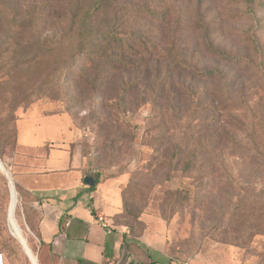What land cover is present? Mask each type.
Returning <instances> with one entry per match:
<instances>
[{"label":"rangeland","instance_id":"1","mask_svg":"<svg viewBox=\"0 0 264 264\" xmlns=\"http://www.w3.org/2000/svg\"><path fill=\"white\" fill-rule=\"evenodd\" d=\"M79 2L70 0V8ZM111 16L116 32L143 37L147 50L138 48L143 56L133 57L139 67L107 65L102 82L91 85L95 65L81 57L70 66L67 84L65 78L57 77L52 55L34 57L36 47L13 51L0 69V122L9 117V109L1 103L16 96L13 90L33 92L28 106L14 110L16 120L31 112L58 113L42 120H53L52 127L64 130L71 118L81 135L82 153L89 159L85 173L99 174L100 182L115 190L120 210L113 214V222L132 237L149 229L163 234L166 251L176 262L200 258L219 264H264V208L257 209L254 217L247 215L245 193L238 192L239 185L229 184L241 168L226 156L227 148L233 145L232 139L242 146L251 143L247 117L240 114L246 128L228 127L223 123L227 116L219 122V95L211 93L216 85L185 70L222 68L241 86V98H253L259 82L218 62L207 46L251 55L246 36L257 26V19L264 22V9L248 7L243 0H115L94 26L104 31ZM49 30L53 28L47 27L44 34ZM256 32L264 41V26ZM19 37L21 45L26 39L36 43L33 35ZM5 38L0 31V44ZM158 78L163 80L162 93H156ZM4 81L9 84L5 86ZM14 121L10 126L14 127ZM223 127L231 135L226 140ZM14 141L15 137L5 139L0 129V160L18 188L17 201L8 210L12 186L9 189L0 169V252L5 264H34L27 256L36 262L38 239L29 227L34 215L25 210V194L16 179L24 152ZM203 148L211 150L210 156L197 159V166L188 169L189 154ZM246 172L251 168L245 176ZM239 181H244V175ZM20 234L31 255L25 253Z\"/></svg>","mask_w":264,"mask_h":264},{"label":"trees","instance_id":"2","mask_svg":"<svg viewBox=\"0 0 264 264\" xmlns=\"http://www.w3.org/2000/svg\"><path fill=\"white\" fill-rule=\"evenodd\" d=\"M76 1L79 2L78 0ZM114 1L83 0V2H79L76 6L70 8V0H66L64 3L61 0H0V31H4L7 35L3 44H0V57L3 58L0 69L5 67L6 62L3 60L7 59L6 57L13 51H18L19 49L27 50L30 47H36L37 49L34 57L52 55L57 64V77L65 78L67 84L70 83V66H73V62H76L81 57H84L88 64L95 65L94 72L89 77L91 85H95L97 80V85L102 82L107 65L113 69L115 67L129 69L139 67L141 64L133 57L143 56L138 51V48H142L144 51L147 50L141 35L116 32L113 16H111L110 25L108 23L104 31L94 26L96 18L111 7ZM243 1L248 7L259 6L264 9V0ZM146 10L149 13L152 12L148 8ZM256 25L254 29L248 30L246 36L247 44L252 50L251 55L231 53L212 45L207 46V52L216 58L218 62L236 68V72L243 73L247 78L253 77L259 82L258 86L255 87L257 92H254L253 98L252 95L248 99L241 98L244 95L240 92L241 86L235 82L234 77L229 76L228 72L222 68H184L185 70H191L190 72L193 76L212 81L216 85L217 88H214L211 93L219 95V122L222 121L223 116H227L223 123L228 127L246 128L245 124L242 123L244 118L240 114L247 117L248 138L251 143L249 146H242L239 144L240 142L232 139L233 145L227 148L226 156L229 159H233L238 164V168H241L237 176L233 177L229 184L239 185L237 188L238 192L245 193L243 198H246V203L244 205L250 209L246 214H250L252 217H254L257 209L264 208V112H261L262 109L264 110V41L256 34L259 33L256 32L258 28L264 26V22L257 19ZM55 26L57 28H54ZM47 27L53 28V30H49V32L44 34ZM37 32L40 35H37ZM24 33L35 36L36 43H31L29 39H26V42L21 45L19 36ZM48 62L46 61V63ZM26 63H28V60L25 62L19 61L13 68L20 67ZM162 82V78H158L156 93L163 92ZM3 83H6L5 86L9 84L7 81ZM182 90L186 94L191 93L187 88ZM12 92L16 96H12L1 103L5 109H9V117L7 120L0 122V129L5 135V139L9 140L15 137L14 144H16L17 131L16 122L14 121L16 120L14 110L18 106H28L33 101L30 99L33 92L28 94L18 90H13ZM205 92L207 93V91ZM6 93L9 92L6 91ZM38 95H35V97L37 98ZM12 121H14V127L10 126ZM222 131V135L226 140L230 134L225 130V127H223ZM206 144L210 145V142ZM211 153L210 149L206 150L203 148L200 152L195 149L194 152L189 154L186 167L193 169L194 166H197V159L210 156ZM243 166H246V168H242ZM210 168L213 169L212 166ZM249 168H251V172H246L247 176H245V171ZM208 175L211 176L212 172L209 173L208 171ZM228 175L232 176L230 173ZM242 175H244V181H239ZM87 176L94 179V185L91 186V189H94L100 183L99 174H87ZM20 188L24 192L21 186ZM16 190L18 191L17 187ZM23 201L25 210L27 208V213L32 214V209L28 208L26 203V194ZM257 201H260L259 207L255 208ZM238 206H240V203ZM32 215L35 216V214ZM261 217L264 218V213L261 214ZM32 221V225L30 226L29 222L28 225L37 238L34 218ZM37 260L41 264L38 244ZM128 263L136 264L133 262Z\"/></svg>","mask_w":264,"mask_h":264},{"label":"crops","instance_id":"3","mask_svg":"<svg viewBox=\"0 0 264 264\" xmlns=\"http://www.w3.org/2000/svg\"><path fill=\"white\" fill-rule=\"evenodd\" d=\"M45 115L59 114L31 112L16 120V145L24 152L16 179L35 214L41 264H219L200 258L176 262L163 234L149 229L132 237L116 225L112 216L120 210L118 195L105 182L94 189L84 182L89 159L71 118L62 130L52 127L53 120L43 121ZM98 215L110 224L109 231L97 222ZM0 261L5 264L2 253Z\"/></svg>","mask_w":264,"mask_h":264},{"label":"water","instance_id":"4","mask_svg":"<svg viewBox=\"0 0 264 264\" xmlns=\"http://www.w3.org/2000/svg\"><path fill=\"white\" fill-rule=\"evenodd\" d=\"M0 169L1 171L5 174L7 180H8V183H9V189L10 187L12 186V191H13V194H14V199H15V202L17 201V193H16V190H15V187H14V184H13V181L8 173V171L6 170L4 164L1 162L0 160ZM84 182L86 184H88L89 186H93L94 185V179L90 176H85L84 178ZM12 233V232H11ZM13 234V233H12ZM14 235V234H13ZM20 242L23 246V248L31 255L32 254V251L30 250V248L28 247L27 245V242H26V239L20 234ZM28 256V255H27ZM29 257V256H28ZM35 261L37 262V257L35 256ZM38 264V263H37Z\"/></svg>","mask_w":264,"mask_h":264},{"label":"built area","instance_id":"5","mask_svg":"<svg viewBox=\"0 0 264 264\" xmlns=\"http://www.w3.org/2000/svg\"><path fill=\"white\" fill-rule=\"evenodd\" d=\"M96 220L98 223H100L103 227L107 229V231L110 230V224L105 220V218L102 215L96 216ZM1 264V261H0ZM122 264H129L128 262H124Z\"/></svg>","mask_w":264,"mask_h":264},{"label":"bare ground","instance_id":"6","mask_svg":"<svg viewBox=\"0 0 264 264\" xmlns=\"http://www.w3.org/2000/svg\"><path fill=\"white\" fill-rule=\"evenodd\" d=\"M14 194H13V191H12V197H11V201H10V204H9V207H8V210H11V207H12V204H13V202H14ZM9 228H10V231L15 235V236H17L16 234H15V232H13V230H12V228L9 226ZM20 240V239H19ZM24 249V248H23ZM24 251H25V253L27 254V251L24 249ZM28 255V254H27ZM29 256V255H28ZM29 259L34 263V264H37L38 262H34L32 259H31V257L29 256Z\"/></svg>","mask_w":264,"mask_h":264}]
</instances>
